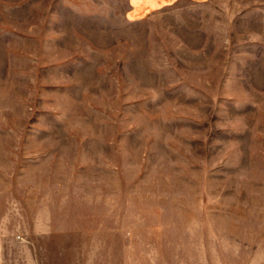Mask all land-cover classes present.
Wrapping results in <instances>:
<instances>
[{
    "label": "rangeland",
    "instance_id": "374dc122",
    "mask_svg": "<svg viewBox=\"0 0 264 264\" xmlns=\"http://www.w3.org/2000/svg\"><path fill=\"white\" fill-rule=\"evenodd\" d=\"M127 7L0 0V239L34 264H264V0Z\"/></svg>",
    "mask_w": 264,
    "mask_h": 264
},
{
    "label": "crops",
    "instance_id": "0c3cea01",
    "mask_svg": "<svg viewBox=\"0 0 264 264\" xmlns=\"http://www.w3.org/2000/svg\"><path fill=\"white\" fill-rule=\"evenodd\" d=\"M127 1L128 7L126 9L125 17L131 21H138L143 17L150 14L151 11L170 5L171 3L179 0H125ZM9 243V247L4 253L2 245ZM1 251H0V264H34L32 251L30 246L23 241H16L12 237H6L0 239ZM31 257V260L27 259Z\"/></svg>",
    "mask_w": 264,
    "mask_h": 264
}]
</instances>
